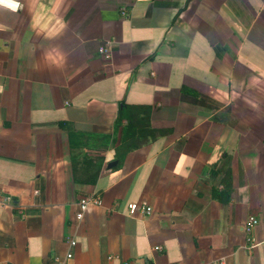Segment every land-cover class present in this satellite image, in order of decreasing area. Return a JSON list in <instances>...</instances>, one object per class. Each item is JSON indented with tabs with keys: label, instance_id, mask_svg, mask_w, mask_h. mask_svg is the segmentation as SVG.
I'll return each mask as SVG.
<instances>
[{
	"label": "crops",
	"instance_id": "crops-1",
	"mask_svg": "<svg viewBox=\"0 0 264 264\" xmlns=\"http://www.w3.org/2000/svg\"><path fill=\"white\" fill-rule=\"evenodd\" d=\"M127 2L0 0V264H264V0Z\"/></svg>",
	"mask_w": 264,
	"mask_h": 264
},
{
	"label": "trees",
	"instance_id": "trees-1",
	"mask_svg": "<svg viewBox=\"0 0 264 264\" xmlns=\"http://www.w3.org/2000/svg\"><path fill=\"white\" fill-rule=\"evenodd\" d=\"M130 113L132 115H130ZM150 107L137 105H128L124 103L118 111L114 127L121 128L120 148L116 151V158L119 160L123 153L129 149L137 148L139 145L147 141V138L154 137L158 132L150 127L149 124ZM122 119H126V124L122 125ZM75 155L72 153V158ZM75 161V159H74ZM230 189V182H224L222 191L216 194V197L227 196ZM215 195V194H214Z\"/></svg>",
	"mask_w": 264,
	"mask_h": 264
},
{
	"label": "built area",
	"instance_id": "built-area-1",
	"mask_svg": "<svg viewBox=\"0 0 264 264\" xmlns=\"http://www.w3.org/2000/svg\"><path fill=\"white\" fill-rule=\"evenodd\" d=\"M134 2V0H128V2L124 5L121 6L120 10H121V14L125 15L126 14V5H131V3ZM99 52L105 57V58H109L110 57V50H109V46H108V42L101 46L99 48ZM98 202V198L93 197L91 195H85L80 197L79 201H78V210L75 214V218L77 220H81L84 217V214L88 208V206L91 203H97ZM128 208V213L131 215H134L136 213L139 214H143V215H148L152 212V208L151 206L145 204V203H139V202H130L127 205ZM258 223V219L254 216L251 215L248 217V219L246 220L245 226H244V230L246 233V237L247 240L249 241V248L253 249L256 247L257 243L254 242V239L252 237V233H253V229L254 227L257 225ZM69 244L71 246L76 244V241L71 239L69 240ZM154 249L156 250H161L162 247L161 246H155ZM72 257V253L71 251H67L66 255H65V259L60 261V264H67V260L69 258ZM212 264H224L223 261L221 259L215 260L213 261Z\"/></svg>",
	"mask_w": 264,
	"mask_h": 264
},
{
	"label": "water",
	"instance_id": "water-1",
	"mask_svg": "<svg viewBox=\"0 0 264 264\" xmlns=\"http://www.w3.org/2000/svg\"><path fill=\"white\" fill-rule=\"evenodd\" d=\"M117 163H118L117 160L110 161V162L107 164V168H112V167L116 166Z\"/></svg>",
	"mask_w": 264,
	"mask_h": 264
}]
</instances>
